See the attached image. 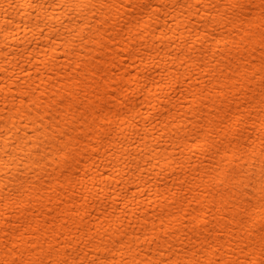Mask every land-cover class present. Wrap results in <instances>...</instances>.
Masks as SVG:
<instances>
[{"label": "bare ground", "instance_id": "obj_1", "mask_svg": "<svg viewBox=\"0 0 264 264\" xmlns=\"http://www.w3.org/2000/svg\"><path fill=\"white\" fill-rule=\"evenodd\" d=\"M116 2L119 4L120 0ZM185 2L186 0H152L153 5H168L167 9H161V16L167 13L166 17L157 20L155 17L150 19L147 12L141 17L138 9L127 7L129 0H123L124 6L119 8L118 13L116 8L91 7L98 0H10L11 7L0 0V5L7 8L5 12L4 7H0V27H3L6 18L12 20L8 29L0 32V87L3 88L0 95L8 97L7 109L4 100L0 99V129L3 130L0 131V196L4 197V202L0 203V213L4 216L10 213L9 218L13 222L9 225L0 218V261L5 258L2 230L11 229L9 241L16 240L19 235L15 233L17 218L24 227L31 224L35 229H43L37 235L30 232L24 236V240H35L45 252L26 253L25 259L29 256H44L49 243L55 244L61 251L67 249L71 258L73 249L78 251V242L84 239L82 233H77V227L89 236L93 233L88 232V229H99L101 235L104 229H108L113 239L126 234V243L139 237L133 254L138 252L141 259H144L145 252L152 247L146 242L145 235L148 239L161 235L162 220L166 230H178V234L171 237V242L178 245L185 233L189 236L199 235L200 226L205 221L200 219L193 226L194 216H206L208 221H212L213 216L223 215L227 218L233 214L231 206L225 209L214 200L216 192L223 191L218 187L212 188L213 183L218 185L214 177L224 179V172L235 168L237 173H247L243 177L244 182L255 183L259 190V169L261 160L264 159L258 142L261 133L259 130H251L249 108L245 107L249 97L242 91L250 84L253 92H258V78L246 82L242 89L232 92L225 89L217 98L215 86L217 83H229L226 80L228 73L220 75L217 65L211 63V52L207 55L200 51L193 52L188 67L180 66L176 57L183 40H191L197 49L204 40H209V43L204 44L206 49L216 50L223 46V40L219 45L211 43L210 37L204 35L208 29L195 23L200 20V15L211 16L214 11L202 9L200 15H197L195 8L181 7ZM30 4L35 6L30 7ZM93 12L100 21H108L105 27L109 29V35L116 37L112 48L105 51L104 59L100 61L95 59L100 53L96 50L97 45L92 43L99 27L92 19ZM138 20L141 21L139 24ZM126 23L132 31L120 33V28ZM186 27L189 31H185ZM145 29L144 41L150 46L149 50L153 53L160 52L155 59L134 47L144 41L131 40V37ZM41 30L44 32L43 36L40 35ZM197 35L199 39L196 38ZM216 35L219 39L222 34L218 31ZM83 37L89 39L82 43ZM104 40H108L107 35ZM157 41L158 47H151ZM173 44L176 45L175 48ZM224 55H228L226 50ZM260 55L259 51L255 53V64L251 65L253 70L260 69ZM245 58L251 60L252 56ZM215 59L220 68L225 67V64L219 63V55ZM200 60L207 65L203 69L197 63ZM146 61L149 62L148 73L144 71ZM94 65H98L95 70ZM153 65L159 69V73L153 70ZM213 69H216L215 76L212 75ZM240 71H245L244 65L240 66ZM204 72L209 73L208 80L203 79ZM251 74L248 73L249 76ZM113 75L116 77L114 82L125 85V92L131 97L128 105L124 104L123 99L115 105L108 103L112 98L104 96L103 85L97 88L101 82L108 83L105 77ZM189 76L192 78L191 83H184V78ZM173 77L179 79L174 81ZM197 78L201 79L200 88L195 87ZM160 79L169 84L178 83L179 88L175 91H162L155 87V81ZM145 85L148 86V91H143ZM205 86L212 93V99L208 100L206 107L199 99L201 89ZM37 87L39 91L32 95ZM25 91L29 94L30 101H36L35 106L26 102L21 108L20 102L12 99ZM96 91L100 92L99 103L98 97L94 95ZM193 94L198 98L196 107L201 109L197 113L198 118L205 124L212 121L213 129L219 135H213L215 146L206 151L207 146L200 147L180 140L183 151L177 152L176 141L170 139L173 133L179 137L187 135L189 138L196 134V130L191 128L187 132L178 131L182 126H187L190 119L189 108H181V104H188L189 96ZM117 95L123 97L124 93L117 89ZM225 100L228 103H224ZM249 107L253 110V119H258L256 105ZM97 112L101 115L97 116ZM104 116L111 121V128L116 129L112 134L116 155H109L104 149L96 153L93 149L89 153L90 159L82 156V163L78 167H72L70 175L73 184L69 189L67 183L58 182L60 172L56 169L59 166L63 170V165L59 162L64 157L59 153L57 145L84 135L82 130L89 126L98 129L101 124L107 125ZM173 119V127L166 129L165 125ZM221 120L226 123L221 124ZM239 120L247 123H241L237 127L236 122ZM60 133H67L63 141L59 139ZM204 139L201 136L200 145ZM230 140L234 143L229 144ZM253 141V147H246ZM95 143L96 138L93 137L92 144ZM81 144L83 145V141ZM216 147L220 149L219 155L215 154ZM190 148L195 151V156L193 151H189ZM241 154L243 158L237 163ZM149 157L150 164L146 163ZM166 158L168 164H176L175 169L165 164ZM85 160L86 163L83 162ZM217 166L223 171L214 170ZM138 168L143 171H138ZM163 168H167V172L158 175ZM197 168L199 172L196 171ZM86 174H90V178H85ZM252 174L255 175V180L251 179ZM38 178L36 189L40 192L42 203L35 202L36 191L30 187ZM182 181H185L183 187ZM189 188L192 191H188ZM65 192L68 194L65 195ZM185 195L187 200L184 199ZM30 199L33 200L31 204L28 203ZM49 201L51 209H54L52 215H48ZM173 201L175 207H171ZM253 202L258 203L255 199ZM59 204L63 206L57 207ZM244 206L248 207L247 203ZM184 212L188 213L186 218ZM65 221L68 223L67 228L63 227ZM53 228L56 230L55 234L52 233ZM60 233L64 235L61 236ZM221 245L219 250H205L204 254L212 260L230 259L229 248L223 246V241ZM27 247L28 245L22 244L20 251L23 252ZM125 256L131 259L127 251ZM116 257L120 258L119 251ZM11 258L14 257H9Z\"/></svg>", "mask_w": 264, "mask_h": 264}, {"label": "snow or ice", "instance_id": "obj_2", "mask_svg": "<svg viewBox=\"0 0 264 264\" xmlns=\"http://www.w3.org/2000/svg\"><path fill=\"white\" fill-rule=\"evenodd\" d=\"M4 4H6L7 7L12 6L10 0H4ZM29 6L34 7L35 5L30 4ZM97 6L101 9L106 7L116 8L118 13L119 8L124 5L123 0H120L119 4H117L116 0H98L97 4H91V7L93 8ZM0 7H4V5H0ZM85 7L87 8L88 5H85ZM127 7L138 9L141 17L147 12L150 19L155 17L159 20L166 17L167 13H165V16H161V9H167L168 5L167 3L153 5L152 0H129ZM181 7L188 9L195 8L197 15H200L202 9H212L214 15H200V20L195 21V23L208 29L204 32V35L210 37L211 43L219 45L220 41L223 40L222 48L216 50H213L212 48H204V44L209 43V40L202 41L199 49L193 45L191 40H183L180 45L179 55L176 57V59L180 61L181 67H188V61L192 59L191 53L200 51L202 54L207 55L211 52L213 56L211 63L217 65L220 75L223 76L225 72L228 73L226 80L229 83H217L215 86L217 98H219V94L225 92V89L229 92H232L235 89H242V86L246 82L255 81L258 78V92L254 93L250 84L246 90L242 89V91L244 95L249 97L245 107L249 108L248 119L252 120L251 130H259L261 133L258 142L261 146V156L264 157V0H186L185 3L181 4ZM4 11L7 12L6 7H4ZM92 19L99 24L95 37L92 38V43L97 45L96 50L100 55L95 59L100 61L104 59L105 51L112 48V42L116 40V37L109 35V29L105 27V25L108 24L107 20L100 21L95 12L92 13ZM140 22L141 21L138 20L137 24ZM118 23L119 22H117V24ZM11 24V18H6L3 27H0V32L6 31ZM37 27H39V25H37ZM115 27L116 26H113V28ZM124 31L130 33L132 28H129L126 23L120 28V33H123ZM146 31L147 29L138 32L136 36L131 37V40L135 41L139 39L144 41ZM185 31H189V29L186 27ZM198 31L199 29H197V32ZM218 31L222 34L219 39H217L216 35ZM120 33H118V35ZM40 35H44L43 30H41ZM105 35L108 36L107 41L104 40ZM196 38L199 39V35H197ZM87 39L89 38L83 37L81 42L85 43ZM125 39H128V37H125ZM161 39H163V37ZM158 45L159 41L151 47H158ZM134 47L137 51L143 50L144 53L153 59L160 55L159 51L155 53L150 51V46L147 45L146 41L139 45H134ZM173 47L175 48L176 45L173 44ZM184 49H187V51H184ZM225 50L228 53L227 56L224 55ZM257 51L261 54L259 57L260 69L253 70L251 65L255 64V53ZM217 55L220 56L219 63L225 64L224 68L219 67V64L215 59ZM249 55L252 56L251 60L245 58ZM237 61H239V63H237ZM148 63L149 62L147 61L145 62V73L149 72V67L147 66ZM197 63L200 65L201 69L207 66L203 60L197 61ZM233 65H236V67L234 68ZM241 65L245 66V71L243 73L240 71ZM96 67H98V65H94V70ZM152 67L153 70L159 73V69L156 68L155 65ZM249 72L252 73L250 76L248 75ZM215 73L216 69H213L212 75L215 76ZM208 78L209 73L204 72L203 79L208 80ZM9 79H11V77H9ZM178 79V77H173L174 81ZM191 79V76L185 77L183 82L189 84L191 83ZM105 80H107L108 83L104 84L101 82L97 85V88L103 85L104 96H110L112 98L108 103L115 105L121 99H123L125 105H128L131 102V97L125 92V85L114 82L116 80L114 75L111 77H105ZM200 85L201 79L197 78L195 87L200 88ZM155 87L162 91L168 89L175 91L179 88V84H169L166 83L164 79H160L155 81ZM109 89H111V91H109ZM117 89H119V92L124 93L123 97L117 95ZM148 90V86L145 85L143 91ZM37 91H39L38 87L33 90L32 95H35V92ZM2 92L3 88L0 87V94H2ZM94 95L98 97L97 103H99L100 92L96 91L94 92ZM237 95H240V93H237ZM167 98L168 97H165V99ZM0 99L4 100V106L5 109H7L8 97L0 95ZM12 99L18 100L21 108H23V105L26 102H31L33 106L36 105V101H30V96L27 91L20 95L13 96ZM197 99V96L193 94L189 96L188 104H181V108H189L190 119L187 126H182L178 131L187 132V130L191 128L196 130V134L189 138L187 135L179 137L176 133H173L170 139L176 141L177 146L175 150L177 152L183 151V147L180 146L179 143L180 140H184L191 145H198L200 147L207 146L205 151L208 148L215 146V141L212 140V137L213 135H219V132L214 131L212 121L205 124L202 119L198 118L197 113L201 111V109L197 108L195 105ZM199 99L200 103L205 107L207 106L208 100L212 99V93L209 92L207 86L201 89V96ZM223 102L228 103L227 100ZM252 104L256 105L255 111L258 119H253V110L249 107ZM92 107L94 110L95 105ZM215 114L216 113H213V115ZM96 115L100 116L101 113L97 112ZM82 119L85 118L82 117ZM104 120L107 121V125L101 124L98 129L94 126H89L88 129L82 130L84 135L77 136L66 144L57 145L59 153H62L64 157L63 160L59 162V164L63 165V170H61L59 166L56 169V171L60 172L58 182L67 183L69 189H71L73 184V178L70 175L72 167L73 165L78 167L82 163V156L90 159L91 157L89 156V153H91L93 149H95L96 153H99L101 149H104L107 154L115 157L116 153L113 149L112 134L116 129L111 128V121L108 120L107 116H104ZM85 123H87L86 119ZM220 123L224 124L226 121L221 120ZM236 123L238 127L239 124L247 122L245 120H239ZM174 124L175 119L165 125V128H171ZM56 126L59 127V124ZM109 129H111V131H109ZM0 131L3 130L0 129ZM65 135H67V133H60L59 139L63 141ZM201 136L205 137L202 145L199 144ZM93 137L96 138L95 144H92ZM225 139H227V136H225ZM81 141H83V145L81 144ZM210 141L211 143H209ZM116 142L118 143L119 141ZM228 143L232 144L234 141L230 140ZM254 143L255 141L246 145V147L251 148ZM105 144H107V148H105ZM153 151L156 150L153 149ZM189 151H193V149L190 148ZM195 154V151H193V156H195ZM215 154H220L219 147H216ZM242 158L243 154L237 158V163H239V160ZM133 159H135V156H133ZM83 162L86 163V160ZM146 163H151V157L147 159ZM165 164H168L167 158L165 159ZM156 166L159 165L157 164ZM191 166L192 165L190 164L189 167ZM168 167L175 169L176 164H168ZM181 167L183 166L181 165ZM167 170V168L161 169V173H158V175L167 172ZM214 170L223 171L222 169H219V166ZM138 171H143V169L138 168ZM196 171L199 172V168H197ZM259 173V190H257L255 183L250 184L244 182L243 177L247 176V173H237L235 168L225 171L224 179H220L219 176L214 177V180L218 181V185L213 183L212 188L216 189L218 187L223 190L216 192L214 200H217L225 209L231 206L230 210L233 214L227 218L223 215H220L219 217L213 216L212 221H208L206 216H194L192 218L193 226H195L200 219H204L205 221V223L200 226L201 230L199 235L189 236L185 233L184 239L180 240L178 245L171 242V237L176 236L178 230H166L162 220L161 235L152 236L151 239H148L147 235H145L146 242L152 247L145 252L144 259H141L138 252L133 254L134 245L139 241V237H137L135 241L126 243L124 239L126 234H121V238L119 239H113L109 234L108 229H104L102 235L99 229H88V232L93 233V235L89 236L87 233H83V230L79 227H77V233H82L84 239L78 242L80 244L78 251L73 249L71 258H69L70 254L67 249L61 251V248H57L55 244L49 243V247L44 256L41 257L37 255L36 258H31V256H29V258L25 259L24 257L26 253L38 254L45 252L44 248L37 244L35 240H24V236L28 235L30 232L32 235H37L38 232L43 231V229H35L31 224L24 227L20 225L19 218H17L15 223V233H18L19 235L16 240L9 241V232L11 229L2 230L4 236L3 250L5 258L0 261V264H264V159L261 160ZM54 174L55 173H53V175ZM85 178H90V174H86ZM201 179H203V177H201ZM251 179L255 180L254 174H252ZM193 180H195V177ZM37 183H39V178L36 183L31 184L30 187L36 191L35 202L42 203L40 192L36 189ZM184 183L185 181L181 182L182 187ZM199 187L200 186L198 185L197 190H199ZM5 190L7 191V188H5ZM61 190L63 191V189ZM188 191H192V189L189 188ZM67 194L68 193L65 192V195ZM242 197L244 198L243 201L241 200ZM8 199L11 201V196H9ZM184 199L187 200L186 195ZM254 199L257 200L258 203H254ZM3 202L4 197L0 196V203ZM67 202L68 201H64V203ZM188 202L190 203V201ZM28 203H33V200L30 199ZM165 203L167 204L166 197ZM245 203H247L248 207L244 206ZM62 206V204L57 205V207ZM47 207L50 209L48 215H52L54 209H51V201H49ZM171 207H175V201H173ZM213 207H215V204ZM217 211H219V209ZM10 215L11 214L9 213L8 216H4L3 213H0V218H3L7 224L12 225L13 222L9 218ZM187 216L188 213L184 212V217L186 218ZM257 216L259 217L258 220ZM69 219L72 218L69 217ZM73 223H75V221H73ZM63 227H68L67 221H65ZM55 231V228H53L52 233L55 234ZM153 231H155V229H153ZM60 235L62 236L64 234L60 233ZM69 235H71V233H69ZM200 236H203V239H200ZM221 241H223V246L229 248L228 256L231 257L230 259H225L223 261L212 260L204 254L205 250L211 251L213 248L219 250L222 246ZM109 242H111V247H109ZM22 244L28 245L23 252L20 251V246ZM117 251L120 252L119 259L116 257ZM125 251L131 256V259H128L127 256H125ZM16 253H19V255H15ZM9 257L14 258L9 259Z\"/></svg>", "mask_w": 264, "mask_h": 264}]
</instances>
